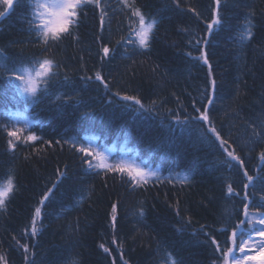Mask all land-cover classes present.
Wrapping results in <instances>:
<instances>
[{
  "label": "trees",
  "instance_id": "16d2710c",
  "mask_svg": "<svg viewBox=\"0 0 264 264\" xmlns=\"http://www.w3.org/2000/svg\"><path fill=\"white\" fill-rule=\"evenodd\" d=\"M106 2L115 8L105 18L108 31L100 32L99 16L90 11L77 33L78 43L66 39L45 53L61 64L50 101L33 102L20 92L19 82L7 87L0 82V125L11 122L53 142L51 146L40 141L34 146L21 143L13 156L6 139H0V187L9 176L15 185L13 196L0 209V264H214V246L197 234L201 225L210 235L228 226L239 205L225 199L224 193L233 181L239 190L241 177L220 163L224 157L201 137L202 129L189 135L177 128L174 135L179 139L173 148H158L155 140L171 114L183 109L191 113L193 100L201 98L208 86L207 66L194 64L187 53L199 55L189 40L206 36L213 0H136L146 19L157 21L154 42L144 54L129 52L131 58L117 46L111 60L101 64V44L116 45L130 23L120 11L119 0ZM224 3L226 23L208 37L206 49L217 85L212 118L217 128L238 140L249 174L257 177L264 168L259 160L264 143L251 132L253 127L259 132L264 119V0ZM0 12L5 13L0 17V65L11 67L12 61L39 57L41 47L30 43L36 30L28 23V5L14 0L13 8L6 9L0 0ZM249 20L252 39L246 38ZM33 67L15 65L20 74ZM97 70L112 82L113 92L135 94L146 107L157 101L158 114L139 117L121 111L118 98L106 107L111 93L98 82L85 84L80 79ZM65 139L108 148L112 158H136L165 179L134 189L119 177L89 174L70 145L61 148L54 143ZM65 166L68 178L46 202L38 218L39 235L25 237L34 207L58 179L57 169L64 171ZM253 191V199L259 202L264 195L260 185ZM112 204L117 205L116 243H112ZM256 214V209L249 210V227ZM21 245H28V251Z\"/></svg>",
  "mask_w": 264,
  "mask_h": 264
},
{
  "label": "snow or ice",
  "instance_id": "6c2138e0",
  "mask_svg": "<svg viewBox=\"0 0 264 264\" xmlns=\"http://www.w3.org/2000/svg\"><path fill=\"white\" fill-rule=\"evenodd\" d=\"M28 5L31 11V19L28 23L35 28V38L30 37V43L41 47L39 57H33L31 60H15L11 62V67L0 65V82L5 87L19 82L16 85L20 92L26 97H31L33 102L47 103L51 100L54 94L52 89L57 82L61 64L55 61L54 58L45 55L52 48H58L66 39H75L77 43L79 38L77 33L88 13L91 11L94 15L99 16V30L101 33L108 31L105 24V18L110 17L111 12L115 8L106 2V0H23ZM6 9H12L14 0H2ZM120 11L130 21L127 29V34H121L117 39L116 45L110 46L108 43H102L99 49L100 61L111 60L115 55L117 46L123 47L125 57L131 58L128 54H144L147 52L154 42L155 32L158 30L157 21L148 17L142 12L141 7L136 4V0H119ZM226 8L224 0H213L211 11V22L207 24L206 36L198 38L193 36L189 43L193 48L199 51V55H193L191 51L187 53L190 61L194 64L202 63L207 66L208 86L201 93V98L193 100L191 108L192 112L188 113L187 109H183V113L177 111L171 114V119L168 124L164 125L161 133L155 137L158 141V148H173L177 146L178 137L174 135L177 128L182 132H187L189 135L197 129H202L201 137L204 140L210 141L212 146L217 150L218 155L224 159L220 161L226 164L229 169L234 170L233 174L240 175V184L242 187L237 190L236 182L228 183L224 197L227 200L236 201L239 205L235 212L231 214L227 220V227L217 230L210 235L205 232L204 225H201V232L197 235H203L206 243L214 246L213 258L214 264H242L243 258H250L248 252L245 251L250 246L253 240V233H256L262 239L259 242L258 248L264 252V195H261L259 202L253 199L254 191L257 184L260 185V191L264 192V168H261L257 177L249 174L246 168V162L243 158V148L239 147L237 139H233L230 134H225L223 128H217L212 118V111L216 103V80L213 77V69L210 64L209 54L206 51L210 44V39L215 35L216 28H223L226 19L223 12ZM191 10V9H190ZM5 15L0 12V17ZM197 13V16H201ZM149 20L151 22H149ZM247 39H252L251 21L249 20ZM97 40H103V36H98ZM194 41V42H193ZM17 63H28L34 67L29 70L25 69L23 74L16 71ZM69 78L65 75L64 80ZM85 84H95L102 86L106 93H111L106 107L111 108L114 101L118 98L120 102L118 107L121 111H130L138 113L139 117H154L158 114L157 101L153 100L149 107H146L142 99L135 94L121 93L120 91H112V82L105 77L101 71H94L92 75H82L80 77ZM41 83L44 85L41 88ZM60 99V97H57ZM72 99L71 96L68 97ZM179 104V97H177ZM79 104L80 102L77 101ZM171 113V110H169ZM81 115H87V112H81ZM137 117V118H139ZM163 124V118L161 119ZM260 131H256V127L252 128L251 136L258 137V142L264 143V119L258 125ZM0 139H6L7 149L15 155L16 149L21 143L24 145L34 146L37 141L51 146L53 142L44 141L41 137L34 134V130H28L24 127L17 128L11 122H5L0 125ZM257 142L256 140L253 141ZM55 145L61 146L68 144L78 153V158L81 161V166L89 174L108 177L112 175L119 177L122 183L127 184L131 188H145L149 183L157 181L163 182L165 179L159 172L150 170L149 165L145 163H137L136 158H112L100 146L91 144L84 145L73 139L56 140ZM233 145H237L233 147ZM259 160L264 163V151L259 155ZM58 179L48 188L38 201V206L34 207L33 215L30 218V227L26 228L23 235L29 239H33L39 235L37 228L38 218L42 217V210L46 207V202H51L54 196V189L57 188L65 179L68 178L67 166L64 171L57 169ZM171 183V176L168 178ZM105 184L107 181L105 180ZM14 182L11 176L0 187V209L6 205L10 197L14 194ZM238 198V199H237ZM110 220L113 229L114 238L112 243H116L115 229L117 225V205L112 204ZM256 209V226L249 227V210ZM179 215V213H177ZM243 217V218H241ZM188 223H191L189 218ZM231 229V231H230ZM245 232L247 233L245 237ZM223 237V240L220 239ZM19 244V241H17ZM24 251H28V245H21ZM105 253H109V248L104 244L100 245ZM243 254V257H237L236 253ZM219 254V255H217ZM27 260V257H25ZM75 264V262H73ZM126 264V262H125ZM178 264V262H175Z\"/></svg>",
  "mask_w": 264,
  "mask_h": 264
},
{
  "label": "rangeland",
  "instance_id": "374dc122",
  "mask_svg": "<svg viewBox=\"0 0 264 264\" xmlns=\"http://www.w3.org/2000/svg\"><path fill=\"white\" fill-rule=\"evenodd\" d=\"M105 152L111 156V150L106 149ZM113 158H121V157H113ZM154 171V170H153ZM250 225L252 227L256 226V221H253ZM254 242L250 244L249 247L245 249L246 252L249 253L250 258H243L242 264H264V252L260 251L258 248L259 242L262 239L256 233H253ZM237 257H243L242 253L237 251Z\"/></svg>",
  "mask_w": 264,
  "mask_h": 264
}]
</instances>
